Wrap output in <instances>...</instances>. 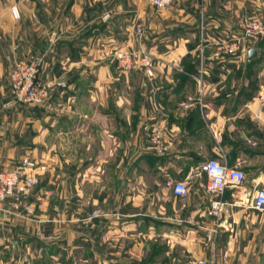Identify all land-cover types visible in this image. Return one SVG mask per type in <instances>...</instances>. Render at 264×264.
<instances>
[{"label":"crops","instance_id":"obj_1","mask_svg":"<svg viewBox=\"0 0 264 264\" xmlns=\"http://www.w3.org/2000/svg\"><path fill=\"white\" fill-rule=\"evenodd\" d=\"M13 5L20 10L18 18L12 14ZM201 8L212 31L228 25L234 32L233 17L264 9V0H178L168 9H158L152 0H0V163L15 166L28 152L35 158L39 142L46 138L48 182L64 187L96 183L93 196L87 197L84 187L79 198L64 195L65 202L80 201L78 211L68 205L49 213L54 193L37 204L36 221L0 211V228L18 237H28L33 228L42 239L43 231L51 228L43 243L46 249L36 250L47 262L39 259L34 264H49L53 258L66 263L77 254L80 264L169 261L165 252L152 256L149 236L205 232L213 225L206 216L211 197L202 170L209 157L241 165L249 190L264 187V46H256L260 62L252 67L246 64L248 53L218 58L210 43L203 44L211 34L198 35ZM138 22L145 26L144 46L156 62L153 77L140 68L123 72L115 58L121 46L140 45ZM189 56L209 59L199 65L202 75L186 73ZM16 58H33L41 78L66 82L46 100L50 110L44 114L26 113L25 103L12 101L9 73ZM200 93L202 103L189 108L180 104L187 94ZM159 128L167 150L152 139ZM170 177L188 183L187 197L162 188ZM190 183L196 184L195 190ZM241 194L234 189L224 194L228 205L221 233L230 248L238 237L247 240L243 248L249 250L255 248L256 235L264 233L258 221L264 208L255 209L250 201L251 216L257 217L252 224L245 207L248 197ZM29 200L35 201L34 195ZM58 217L67 221L59 224ZM9 222L12 227L5 228ZM8 247L0 235V249ZM188 249L194 257L201 255L198 243Z\"/></svg>","mask_w":264,"mask_h":264},{"label":"built area","instance_id":"obj_2","mask_svg":"<svg viewBox=\"0 0 264 264\" xmlns=\"http://www.w3.org/2000/svg\"><path fill=\"white\" fill-rule=\"evenodd\" d=\"M174 0H152L153 4L158 8H166ZM14 17H20V10L17 5L11 8ZM137 35L140 39L138 47L121 48L116 54L118 67L123 72H130L132 69H143L150 77L155 75L156 63L144 46V37L146 36L145 26L142 22L135 25ZM241 36L234 35L231 40L219 43L216 55L222 53H236L240 49L248 51L250 43H258L264 39V19L244 18L240 21ZM236 36V37H235ZM239 38H243L244 42L240 43ZM3 34L0 33V43ZM254 45V44H253ZM204 72L201 65L200 74ZM201 75L198 77L202 87L203 79ZM66 82L61 79H43L40 76L39 63L36 60L27 58H16L12 62L9 73V87L11 99L17 103H25L32 105H42L51 96L57 86H62ZM202 92V88L200 90ZM203 101L202 93L199 95L187 94L180 104L185 107H191L195 102ZM8 105L7 102L4 103ZM152 139L161 150H167L168 146L162 142V130L156 129L152 133ZM38 166L37 159L25 155L15 166H4L0 163V211L8 216H14L21 220L36 221L37 204L42 203L43 197H50L53 193L45 190L42 195L38 192L34 193V189L40 184V178L35 168ZM202 170L207 174L208 181L206 184L207 192L211 195L210 205L207 215L215 219L214 224L206 229L207 239L215 242L219 235V231L223 227L222 217L224 216L228 202L224 200V193L227 189H240L244 197L252 195L251 206L255 209L264 208V187H257L250 193L245 187L246 173L241 165H228L217 157H209L202 165ZM167 187L172 194L179 198H185L190 193L188 183L182 179L168 178ZM35 197V201H30V197ZM229 250L220 253L219 264L229 263ZM198 264H208L205 259H200Z\"/></svg>","mask_w":264,"mask_h":264},{"label":"rangeland","instance_id":"obj_3","mask_svg":"<svg viewBox=\"0 0 264 264\" xmlns=\"http://www.w3.org/2000/svg\"><path fill=\"white\" fill-rule=\"evenodd\" d=\"M177 1L178 0H174L170 5H168L166 8H162V9H168V8L172 7L173 5H175L177 3ZM263 10L264 9H256V10H253L252 12L245 13V14L237 16V17H233L234 21H236L235 23L237 26L234 28V30H236L234 32H231L232 28L229 29L228 25H225L223 30L214 32V31H212V29H210L207 26V20L209 18L206 17V15L204 14V10L201 8V10L199 11V13H200L199 14V20L201 23L197 27L198 35L202 36L205 34V37H207L208 34H211L210 40L209 41L204 40L203 44H205V46H207V43H210L209 46L211 47V49L212 50L214 49V51H216L219 43L224 42V41H228V40L230 41L234 35H236V36L242 35L241 26H240V21L242 19H244V18H256V17H260V18L264 19V11ZM192 12L198 13V10L196 11V9L193 8ZM123 13H125V12H123ZM224 18H226V17H224ZM178 27H181V25H179ZM175 28H177V27H175ZM183 28H186V26ZM186 29L187 30H193V29H189V28H186ZM120 30L121 31L123 30L122 26H120ZM179 32L183 33V31H181V30ZM138 39H139V37H138ZM239 41H240V43L243 44V46H244V44H248V41L244 42L243 38H241V39L239 38ZM139 42H140V39H139ZM143 42H144V40H143ZM256 44L257 43L251 42L250 47L256 46ZM121 48H130V47H126V46L122 47L121 46L119 49H121ZM206 48H208V47H206ZM203 51L204 50H202V52ZM239 52H244L245 57L248 53V51H244V49L243 50L240 49L236 53H239ZM202 58H203V60L201 61V63L202 62L204 63L205 56H203ZM263 58H264V56H263ZM31 59L34 60L33 58H31ZM204 65H205V63H204ZM22 109L26 113H30V114H34V115H36V114L38 115V113L44 114V112L50 110L49 105H46V104H42V105L24 104V105H22ZM61 140H62V138H61ZM47 143L48 142H47L46 138L44 141H40L39 144L42 146H40L39 152H37V154H35L36 155L35 158L39 160V166H40L39 171L40 172H39L38 176L40 178V184L38 185L37 188L34 189V193L38 192L42 195V193L45 190H49L52 193H54V196L57 195L55 201L50 202L49 206L47 207V209H50L49 213H51V214L56 212L54 210L56 207H57V209H61L60 207H62V209L63 208L69 209L68 205H71V207H72L71 209H76L78 211V208H80V206H79L80 201L75 200L73 202L72 201L71 202H68V201L65 202L64 201V195L65 194H67V195L72 194L74 196V198H79L78 195L81 194V188L84 187L83 192L88 193L87 197L93 196L96 192V183L93 180L91 182H88L87 184L82 185V187L79 183L76 185L75 184L65 185V187H64L63 184L48 182L47 175L49 174V171L51 172V170H49V167H48L49 163H48L47 154H49V153L47 152ZM59 154H60V158L62 159L63 152H60ZM25 155L31 156L32 153L28 152ZM25 155H23V156H25ZM23 156H20V159ZM89 172H90L91 176L95 175L94 174L95 168L91 167L89 169ZM190 185H191L192 190L196 189L195 183L194 184L190 183ZM245 187L248 188L249 184L246 183ZM140 188L142 189L141 185H139L137 183L136 187H135V191H139ZM162 188L164 190H166L167 192H171V190L167 187L166 183H164L162 185ZM123 189L125 191H127V184L124 185ZM235 190L239 191V192L241 191L240 189H235ZM206 191H207V189H206ZM207 194H209V193L207 192ZM241 195L243 196V194H241ZM42 197L47 199V197H44L43 195H42ZM210 197H211V195H210ZM252 197H253L252 195L248 196V199H246V201H245V203H246L245 207L246 206L248 207V210H249L248 214L250 213V215H247L248 218L250 220H252V219L254 220V222H251V223L256 224L257 223V221H256L257 217L251 216V215H253L251 213V211H253V209L249 207L250 201L252 200ZM48 201H49V199H48ZM64 202H65V205H67L66 207L65 206L63 207ZM184 202L186 203L184 208H187L189 205V202H188V200H185V201H182V204ZM145 203H147V202H145ZM208 208H209V206H208ZM208 208H207V210H208ZM37 209L40 210V208L38 206H37ZM207 210H206V216H208ZM79 217L80 216L78 215V213H76V215L74 216V219H76L74 221H76V222L74 224L80 223V221L77 220ZM208 217L212 220V222H213L212 224H214L215 219L213 217H210V216H208ZM16 219H19V218H16ZM63 219H65L67 221L66 218L58 217L57 223L63 224V222H64ZM19 220H21V219H19ZM223 220H224V216L222 217V223H223ZM25 221H27V220H25ZM66 221H65V223H66ZM258 221H259L260 225L264 224V214L263 213L261 215H259ZM6 227H10V228L12 227V225H10V222H9V226L6 225L5 228ZM222 228H224V227H222ZM32 229L30 230L31 233L27 232L29 234L28 237H25V236L24 237L23 236L18 237V235L16 233H12L11 231H7L3 228H0L1 232H3V231L5 232V234H4L5 236L2 235L3 233L0 234L3 241L7 242V245H9V247L4 249V250L0 249V259H2V264H34L39 259H42V260H44V262H47L45 260L46 256H45V258L38 257L36 250L38 248H44L43 243L45 244V242H48L49 239L46 237V235L48 233H50L51 228L48 227V228H46L45 231H43L46 235L42 239L36 238L37 232L36 231L33 232ZM75 230L77 231V234H78L79 229H75ZM137 237H139V239H140V236H137ZM258 237L259 238H257V235H256L257 239L256 238L254 239L253 246L255 248L249 249V250H244V248H243L244 244H248L247 240H245V239L241 240L238 237H237L236 241H234L232 247L230 248L229 244L227 243V237L222 236L221 230L219 231V235H218L217 240L215 242V247H214L212 242L208 241L207 231H205V232L201 231V232H195V233L191 232V231H187V232H181L179 234H176V233L175 234H169L168 236H165L164 234H162V235L155 234L152 237L149 236V243H151L150 244L151 245V247H150L151 253H152V250L154 248H162L163 250H165L163 252L168 254L167 257L169 258V261L166 262L164 260L163 264L164 263H166V264H177L179 261H185V263H183V264H198V261L200 259L207 260L208 264H219L220 263V257H219L220 253L224 250H227V249L230 252V255H229V263L230 264H264V233H263V235L260 234ZM141 239H143V238H141ZM12 242L13 243L15 242V248L13 247L14 245ZM193 243H198L201 250H202L201 255H199V256L197 255V257H194L193 253H191L190 250L188 249V247L192 248ZM44 249H46V248H44ZM177 255L180 256V258L181 257H183V258L178 261L174 257ZM174 258L176 259L175 261H174ZM243 258H245V259H243ZM53 259H51L50 262L48 260L49 264H56L58 262H59V264H67V263L68 264H80L81 263L79 254L75 255L73 260L72 259H66V260H68V261H65L66 263L61 262L63 260H61V259L59 260L58 258H57L58 259L57 262H56V260H53ZM69 261L70 262L72 261V263H70ZM45 264H47V263H45ZM157 264H162V263L159 262Z\"/></svg>","mask_w":264,"mask_h":264},{"label":"trees","instance_id":"obj_4","mask_svg":"<svg viewBox=\"0 0 264 264\" xmlns=\"http://www.w3.org/2000/svg\"><path fill=\"white\" fill-rule=\"evenodd\" d=\"M262 45L264 46V39L259 41L256 44L257 47H260ZM233 54L235 55L237 53H223V54L219 55L218 58L227 59L230 55H233ZM205 59H206V61L209 60L208 58H205ZM259 62L260 61H259L257 55H255L251 60H249V59L246 60V64L249 65V67H252V66L258 64ZM200 63H201L200 56H197V58H193L192 56L187 57V59L185 60V63H184L186 73L190 74V75H194V74L199 73L200 72V69H199ZM231 190H233V189L232 188L227 189L224 194H227L228 191H231ZM163 251H165V250H163L162 248H155L152 250V253H153L152 256L158 255V254L162 253Z\"/></svg>","mask_w":264,"mask_h":264},{"label":"water","instance_id":"obj_5","mask_svg":"<svg viewBox=\"0 0 264 264\" xmlns=\"http://www.w3.org/2000/svg\"><path fill=\"white\" fill-rule=\"evenodd\" d=\"M258 52V48L256 46H252L250 47V49L248 50V58L251 60ZM250 193L253 192V189L249 190Z\"/></svg>","mask_w":264,"mask_h":264}]
</instances>
